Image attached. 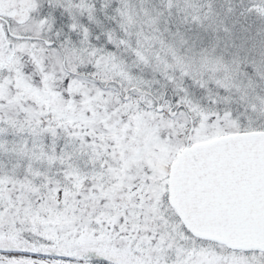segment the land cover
<instances>
[{"label":"snow or ice","instance_id":"6c2138e0","mask_svg":"<svg viewBox=\"0 0 264 264\" xmlns=\"http://www.w3.org/2000/svg\"><path fill=\"white\" fill-rule=\"evenodd\" d=\"M0 264H264V0H0Z\"/></svg>","mask_w":264,"mask_h":264}]
</instances>
